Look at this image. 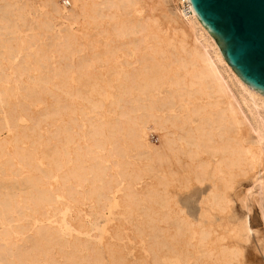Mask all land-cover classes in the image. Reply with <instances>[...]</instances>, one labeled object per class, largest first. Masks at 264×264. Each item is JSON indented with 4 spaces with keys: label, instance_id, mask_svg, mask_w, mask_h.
<instances>
[{
    "label": "bare ground",
    "instance_id": "obj_1",
    "mask_svg": "<svg viewBox=\"0 0 264 264\" xmlns=\"http://www.w3.org/2000/svg\"><path fill=\"white\" fill-rule=\"evenodd\" d=\"M44 1L48 12L41 13L43 17L55 13L64 16L69 23L76 22L80 27L93 29L92 32L79 33L66 28V43L69 44L72 37L80 38L81 45L88 49L77 61V68L82 69L81 86L89 90L95 104L101 103L97 94L107 98L112 115L107 120L98 121L84 114L82 118L89 123L92 138L95 139L92 133H98L108 125L114 130H124L128 144L142 152L143 189L147 198H153V205L148 207L144 216L150 234L145 244L150 261L161 264L163 256L167 257L166 261L185 259L191 252L193 264H246L242 259L246 247L250 246L263 262L264 202L260 193L264 188V95L243 82L223 59L219 46L196 18L188 0H178V18L169 17L170 22L185 26L190 34L186 50L189 61L180 60L179 70L168 68L161 57L165 54L160 47L161 38L167 40L170 53L177 51L168 38L159 35L161 30L157 20L148 12L146 0H71V3L67 0L72 6L67 11H63L56 0ZM39 26L43 36L47 22L41 20ZM183 41L184 36L181 44ZM44 45L43 40L35 52L23 53L19 61L0 67V108L7 105L9 96L10 99L16 97L13 106L3 112L0 130H5V134L0 136V151L12 143L15 158L25 160L20 163L50 176L51 170L34 161L32 152L35 151L42 161L54 165L57 182L64 187L69 178L82 179L87 169L79 166L68 169L64 162L55 159L56 153L68 155L67 145L73 139L69 133L61 136L58 145L49 143L47 123L50 116L62 114L69 106L63 109L54 105L52 109L55 111L49 112L47 95L53 90L46 77L53 67H47L48 55ZM122 46L123 51L119 53ZM30 57L37 63V73L23 65ZM85 57L93 59L91 71L81 65ZM63 66L69 68L68 64ZM10 69L16 75L6 72ZM26 71L29 74L25 80L22 73ZM65 72H57L58 85L71 92L72 85L66 80ZM1 80L19 81V90L14 88L13 81L5 87ZM20 92L25 95L21 96ZM150 130L159 133V145L148 142L147 132ZM25 141L27 147H33V150L28 147L26 154L21 151ZM17 163L12 157L2 158L1 182H17L12 174L23 172L22 168L16 167ZM233 170L235 175L241 174L248 179L247 186L233 181ZM104 171L105 168L99 165L95 171L91 170L94 175ZM120 173L123 176L128 174L125 168H120ZM133 177L138 178V173ZM23 179L31 187L23 197V204L30 203L40 218H47L41 209L55 200L37 176L24 175ZM111 182H116L113 173L109 174L104 188L93 186L90 181L85 192L95 196L94 205H104L111 200L106 191L110 190ZM193 182L204 188V192L198 198L197 212L190 214L180 203V193ZM54 189L60 194L58 184ZM66 194L70 195L71 190L68 189ZM130 196L134 200L129 190L126 197ZM0 205V213L18 206L16 200L4 199L1 194ZM237 205L243 214L238 215ZM153 211L159 212L156 220L165 224L161 230H154L152 226ZM253 213L258 218L256 227L252 224ZM5 215L7 220L14 218L7 212ZM37 229L39 236L33 235L32 240L37 237L48 239L50 234L61 239L58 227L40 224ZM3 232L10 233L7 229ZM108 251L112 261H122L121 255H112L115 251L109 248ZM53 260L54 264H62L55 257Z\"/></svg>",
    "mask_w": 264,
    "mask_h": 264
},
{
    "label": "rangeland",
    "instance_id": "obj_2",
    "mask_svg": "<svg viewBox=\"0 0 264 264\" xmlns=\"http://www.w3.org/2000/svg\"><path fill=\"white\" fill-rule=\"evenodd\" d=\"M56 1L63 11L72 7L64 5L61 0ZM146 3L148 12L158 22L161 30L159 35L168 38L177 51L175 54L170 53V48L166 45L167 40L161 38L160 47L165 53L161 57L168 68L171 66L179 70L180 60L185 63L189 61L186 50L190 43V34L185 26L169 21V17L178 18L177 16H180L178 0H146ZM151 7H153L152 10H150ZM46 11L48 12V7L44 0H0V67L5 66L6 63L19 61L23 53L35 52L41 42L45 41L44 47L48 55L47 67L49 69L53 67L46 77L48 85L53 90V93L47 95L49 112L55 111L52 109L54 105H60L63 109L69 106V109L62 114L50 116L47 123L49 143L58 145L62 135L69 133L70 136H73L72 141L67 145L68 155L56 153L54 157L57 161L64 162L65 168L79 166L86 168L87 172L82 179H67L64 187H61L57 182L58 173L55 172L52 163H45L33 151L34 161L38 162L40 167L51 170L52 173L48 176L36 170L32 171L20 163L25 162L24 159L19 161L15 158L12 143L5 145L4 150L0 151V162L2 158L12 157L14 162H19L16 167L22 168L23 172L12 174V177L17 179L15 184L0 181L1 197L16 200L18 204L17 208L6 211L14 216L11 220H7L6 212L0 213V264H54V257L62 264H149L152 259L150 261V253L145 250V244L150 234L144 216L145 211L149 210L148 207L153 205V198L149 196L147 198L143 189L145 177L142 171L144 163L142 152L128 144L124 130H114L108 125L104 130L92 133L95 134V139L92 138L88 129L89 123L82 118L84 114L86 117H93L95 121H98L100 119L107 120L112 115L107 98L97 94L101 103L95 104L91 101L89 90L81 86L82 69L77 68V61L82 54L88 52V49L81 45L80 38L72 37L69 44L66 43V28L79 33L92 32L93 29L90 26L80 27L76 22L69 23L64 16L55 13L43 17L41 13ZM41 20L47 22V27L43 29V36L39 26ZM183 36L185 41L181 44ZM86 40H91V38ZM200 40L202 41V38ZM180 44L184 46L183 50L180 48ZM122 49L123 46L119 48V53L123 51ZM208 51L212 54L211 48ZM90 53L89 55L94 58ZM92 58L89 60L85 57L81 61L84 69L92 70ZM170 59L171 63H169ZM63 63L68 64L69 68H65ZM23 65L29 66L33 72L37 73V63L31 57ZM217 65L219 66V64ZM11 67L14 66L11 65ZM62 70L66 71V80L72 85L71 92L60 89L58 85L59 78L56 74ZM6 72L16 75L11 69ZM28 74L27 71L22 73L25 80L28 79ZM166 79H169L168 76ZM12 81L15 85L14 88L19 90V81ZM12 81L1 80V83L7 87L11 85ZM230 86L235 88L231 84ZM234 90L236 93L237 90ZM20 95L25 94L20 92ZM8 98L7 105L0 108V125L3 112L12 107L16 100V97L10 99L9 96ZM19 116L23 118V114L20 113ZM150 131L147 132L148 142L153 146L159 145V133L156 130ZM62 132L64 133L62 134ZM4 134L5 130H0V136H4ZM80 146L87 148L82 149ZM28 147L33 150V147ZM28 147L25 141L21 151L26 154ZM76 156L78 157L76 158ZM97 165L104 167L105 171L94 175L91 170L95 171ZM120 168H125L128 174L121 175ZM225 170L229 171L226 168ZM110 173L116 175V182H111L110 190H106L111 196V200L104 205H94L95 196L85 192V188L89 186L90 181H93V186L104 188V183L109 179ZM136 173H138V178L133 177ZM234 173L235 170L232 171L233 181L237 180L241 186L248 185L247 178ZM32 174L41 179L47 187L49 195L55 200L45 204L46 206L43 205L41 209V213L44 214L43 216H48L47 218H40L30 203L23 204L25 193L31 189L29 182H26L27 180H24L23 176ZM0 176H3L1 172ZM99 176L102 177L99 178ZM56 184L59 185L60 194L54 189ZM9 187L11 189H8ZM189 187L180 193V203L185 211L195 214L198 198L204 192V188L199 187V184L195 182ZM68 189L71 190L70 195L66 194ZM129 190L132 191L134 200L131 199L132 196L126 197ZM260 196L264 202V188L261 190ZM60 201L63 203L61 204ZM236 210L238 215L243 214L239 205L236 206ZM152 215L154 230H161L165 224L156 220L155 217L159 216V212L153 211ZM257 222L256 213H253V227L258 225ZM40 224L58 227L61 239L59 240L56 234H50L48 239L37 237L32 240L33 235L39 236L37 227ZM4 229L9 230L10 233H4ZM117 236L122 239H118ZM179 246L183 249L181 244ZM108 248L115 251V253H111L112 255H121L122 261H112ZM188 249L190 250V247ZM187 254V258H179L175 261L173 259L166 261L167 257L163 256L161 264H193L194 258L190 256L191 252ZM244 254L243 263L264 264V261L262 262L254 255L250 246L246 247Z\"/></svg>",
    "mask_w": 264,
    "mask_h": 264
},
{
    "label": "water",
    "instance_id": "obj_3",
    "mask_svg": "<svg viewBox=\"0 0 264 264\" xmlns=\"http://www.w3.org/2000/svg\"><path fill=\"white\" fill-rule=\"evenodd\" d=\"M243 82L264 95V0H188Z\"/></svg>",
    "mask_w": 264,
    "mask_h": 264
},
{
    "label": "built area",
    "instance_id": "obj_4",
    "mask_svg": "<svg viewBox=\"0 0 264 264\" xmlns=\"http://www.w3.org/2000/svg\"><path fill=\"white\" fill-rule=\"evenodd\" d=\"M64 5H69L67 0H61Z\"/></svg>",
    "mask_w": 264,
    "mask_h": 264
}]
</instances>
